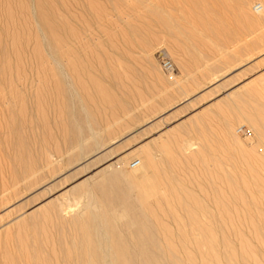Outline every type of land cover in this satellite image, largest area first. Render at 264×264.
Masks as SVG:
<instances>
[{"label":"rangeland","instance_id":"1","mask_svg":"<svg viewBox=\"0 0 264 264\" xmlns=\"http://www.w3.org/2000/svg\"><path fill=\"white\" fill-rule=\"evenodd\" d=\"M261 3L0 0V196L22 178L0 205V240L49 209L62 264L67 253L69 264H264ZM68 81L84 108L76 116L92 126L80 139ZM149 178L160 184L155 197L142 186ZM110 179L129 187L134 221V210L99 195ZM92 195L109 220L105 240L86 210ZM87 235L101 249L95 263L79 259ZM3 250L0 264H26Z\"/></svg>","mask_w":264,"mask_h":264},{"label":"bare ground","instance_id":"2","mask_svg":"<svg viewBox=\"0 0 264 264\" xmlns=\"http://www.w3.org/2000/svg\"><path fill=\"white\" fill-rule=\"evenodd\" d=\"M264 8V3L260 4V7L258 9H256L257 11L261 12L262 9ZM204 21V20H203ZM201 21V22H203ZM219 22V21H218ZM206 20L203 23H200L202 27H204L206 25ZM210 23V22H208ZM199 24V25H200ZM202 24H205L204 26ZM221 24V23H220ZM209 25V24H208ZM205 26V28H207V26ZM212 26V25H211ZM201 27V28H202ZM204 28V29H205ZM209 28V26H208ZM207 28V29H208ZM214 28V27H213ZM203 29V28H202ZM205 30L208 32V30ZM217 29V28H216ZM204 31V32H205ZM219 31V30H218ZM223 31V30H222ZM226 30H224L225 33ZM206 32V33H207ZM215 32V31H214ZM213 32V33H214ZM217 32V31H216ZM215 32V33H216ZM211 33V32H210ZM227 33V31H226ZM225 33V34H226ZM208 34V33H207ZM224 34V35H225ZM210 35H214V34H209ZM264 87H260V89L263 90ZM259 89V88H258ZM261 90V91H262ZM251 91V90H250ZM264 92V91H263ZM262 93V92H261ZM264 97V94H262ZM261 97V96H260ZM262 97V98H263ZM262 101H264V99H262ZM238 107V106H237ZM239 111V110H238ZM260 113V112H259ZM223 114V113H222ZM262 117V114L259 115ZM264 116V115H263ZM229 124V123H228ZM64 133H67V130H64ZM186 139V138H185ZM184 142V141H183ZM187 142V140H186ZM232 142V141H231ZM186 145V143H185ZM44 148L49 149V142L44 143ZM160 151H163L164 153H166L168 156H171L172 154V148L171 146L167 145V144H162L160 147ZM146 158L148 159L149 165L150 167H154L155 163H154V158H155V151L150 148L147 147L146 152H145ZM139 163V162H138ZM27 166L28 168V172L31 171V173H34L36 171L35 169V160L32 162H26L24 163V166ZM137 166V165H136ZM26 168V167H25ZM27 170V169H26ZM252 170V169H251ZM216 177V176H215ZM22 181V178L18 175H14L13 176V182L9 183V182H5L1 192H3L4 194H2L0 196V205H4L7 204L11 199H12V195H7L5 192L9 191L10 188H14L16 189V186L18 185V183ZM217 181V180H216ZM143 187L146 190V193L149 197H155L158 195V193L160 192V184H158L156 182V179H148L147 181L142 183ZM85 193V192H84ZM86 194V193H85ZM84 197V196H83ZM78 200H76L75 202H77ZM69 209V202L68 203H64L62 204V212L66 211ZM231 209V208H230ZM200 211V210H199ZM198 211V212H199ZM197 212V213H198ZM226 213V212H225ZM68 214V213H67ZM196 214V213H195ZM202 214V212H201ZM204 214V213H203ZM202 214V215H203ZM208 214V213H207ZM61 215V214H60ZM210 216V215H209ZM38 218V217H37ZM43 218L44 221H42V223H36L33 226H31L28 222H23L18 224L17 229L13 230V229H9L7 236L5 237V241L0 240V248H7V250H3L5 251L6 257L9 258L10 260H12L13 262L15 261H25L26 264H52L53 261H57L58 264H62L61 262V258L58 257L57 255V250L58 249V244H57V239H56V232L54 230H56V225L54 223V219H53V214L51 212V210L46 209L43 212ZM206 218V217H205ZM212 220V219H211ZM68 223L69 221H64V219L62 218L60 221V224H62L63 226ZM77 223V222H76ZM81 227V226H80ZM84 227V226H82ZM67 232V231H66ZM65 234V230L62 232ZM74 233V232H73ZM61 237V236H60ZM65 239V238H64ZM113 240V239H112ZM59 242V241H58ZM81 242V241H80ZM85 242H86V247L85 249L82 251V254L79 255V259L83 260L82 258L84 256H87L91 259V262H94L99 258V254L101 252H99V250L101 251V249L97 248L96 250L92 249V239L87 235L85 236ZM62 243V242H61ZM79 243V242H78ZM42 244H45L49 250L55 254V257L51 260L49 259L46 255H45V249L44 246L42 247ZM82 245V244H81ZM113 246V244H112ZM111 246V247H112ZM66 247V246H65ZM64 248V247H62ZM67 249V248H66ZM65 250V249H64ZM18 255H17V254ZM47 253V252H46ZM78 253V252H77ZM112 254V253H111ZM115 254V253H114ZM83 255V256H82ZM102 256V255H101ZM117 256V255H116ZM65 259V262L63 264H69V253H67L65 255V257H63ZM102 259V258H101ZM111 259V257H110ZM115 260V259H114ZM128 260V259H127ZM73 261V260H72ZM110 261V260H109ZM86 262V261H85ZM97 263V262H96ZM108 263V262H107ZM80 264V263H79Z\"/></svg>","mask_w":264,"mask_h":264},{"label":"water","instance_id":"3","mask_svg":"<svg viewBox=\"0 0 264 264\" xmlns=\"http://www.w3.org/2000/svg\"><path fill=\"white\" fill-rule=\"evenodd\" d=\"M67 86L69 89V113L71 116L74 117V127L76 128V134H77V138H84L86 137V135H88V133H90L92 131L91 129V124L89 121H85L86 124L84 123V120H80L77 116H76V112L78 110H82L84 109L83 106L78 103L77 97H76V92L74 91V89L69 85V81L67 82ZM130 192V189L127 185H122L121 183H118V181L116 180H109L107 181V183H105L104 188H102L99 191V195H102V198L104 200V202L106 204H115L118 206H122L125 207V209L127 208L128 211H132L129 212L130 214V218L131 222L134 221V217L138 216V210L136 209L135 205L131 202H128V194ZM95 196H89L87 198V203H86V210L90 211L91 214L93 215V218L95 220L96 223V228H95V234L97 236H99L102 240L106 239V233H107V227H108V221L105 217H104V213H103V208L101 206L95 207ZM127 206V207H126ZM133 218V219H132ZM125 220V219H124ZM123 220V221H124ZM127 220V219H126ZM125 220V221H126ZM151 244V251L153 252V255L155 257L161 258V255L159 253V251L155 248V244H154V239H150L149 241ZM138 248V247H137Z\"/></svg>","mask_w":264,"mask_h":264},{"label":"built area","instance_id":"4","mask_svg":"<svg viewBox=\"0 0 264 264\" xmlns=\"http://www.w3.org/2000/svg\"><path fill=\"white\" fill-rule=\"evenodd\" d=\"M255 7H256V9H258L260 7V5H256ZM161 57H162V63H163L162 65H163L164 69L168 72L174 71L175 66H174L173 62L171 61L169 54L166 51H163V52H161ZM136 165H138V162L137 163L135 162L133 166H136Z\"/></svg>","mask_w":264,"mask_h":264}]
</instances>
